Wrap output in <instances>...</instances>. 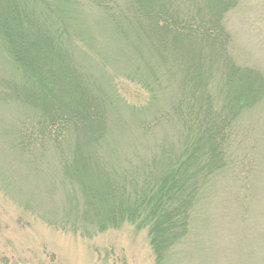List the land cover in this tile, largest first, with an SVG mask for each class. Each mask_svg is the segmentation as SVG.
<instances>
[{"label":"trees","instance_id":"obj_1","mask_svg":"<svg viewBox=\"0 0 264 264\" xmlns=\"http://www.w3.org/2000/svg\"><path fill=\"white\" fill-rule=\"evenodd\" d=\"M86 2L117 41L106 50L117 76L146 102H128L80 60L70 19L48 0H0L16 76L0 79V106L24 111L18 125L0 127L3 144L28 170L54 161L56 185L74 195V216L57 229L128 224L164 264L189 234L201 189L227 170L234 126L264 100V76L229 52L225 16L238 0ZM118 137L132 150L115 149Z\"/></svg>","mask_w":264,"mask_h":264},{"label":"rangeland","instance_id":"obj_2","mask_svg":"<svg viewBox=\"0 0 264 264\" xmlns=\"http://www.w3.org/2000/svg\"><path fill=\"white\" fill-rule=\"evenodd\" d=\"M48 2L70 19L80 60L106 85L113 80L128 102L145 103L144 90L117 76L106 52L117 41L101 34L99 12L86 0ZM225 27L234 61L264 76V0H238ZM11 64L0 37V79H16ZM23 112L13 103L0 106V127L18 125ZM127 139L111 145L131 151ZM3 141L0 133V264H154L146 232L131 225L103 233L81 223L82 230L57 229L54 223L74 216V195L56 185L54 161L28 170ZM191 217L189 234L164 264H264V100L237 120L228 168L201 189Z\"/></svg>","mask_w":264,"mask_h":264}]
</instances>
